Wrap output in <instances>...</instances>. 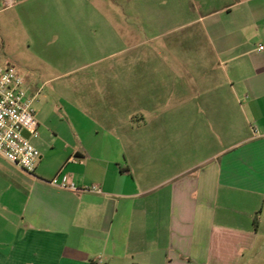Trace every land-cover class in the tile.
<instances>
[{
  "label": "crops",
  "instance_id": "crops-1",
  "mask_svg": "<svg viewBox=\"0 0 264 264\" xmlns=\"http://www.w3.org/2000/svg\"><path fill=\"white\" fill-rule=\"evenodd\" d=\"M96 3L3 54L41 156L0 155V264H264V0Z\"/></svg>",
  "mask_w": 264,
  "mask_h": 264
},
{
  "label": "built area",
  "instance_id": "built-area-1",
  "mask_svg": "<svg viewBox=\"0 0 264 264\" xmlns=\"http://www.w3.org/2000/svg\"><path fill=\"white\" fill-rule=\"evenodd\" d=\"M34 100L35 96L26 87L25 77L15 64L3 58L0 45V155L28 173L35 172L41 156L32 141L39 137ZM51 184L79 190L68 176H56ZM88 190L102 192L96 185Z\"/></svg>",
  "mask_w": 264,
  "mask_h": 264
},
{
  "label": "rangeland",
  "instance_id": "rangeland-1",
  "mask_svg": "<svg viewBox=\"0 0 264 264\" xmlns=\"http://www.w3.org/2000/svg\"><path fill=\"white\" fill-rule=\"evenodd\" d=\"M96 1L100 0H0V45L2 46V55L15 58L31 57L30 36L35 35L41 28V22L47 19H59L64 17H89L95 16L99 12ZM107 10L104 9V13ZM122 9H116V12ZM53 32V31H51ZM153 42H148L147 47L151 48ZM15 65L19 68V63ZM89 71V69L85 70ZM43 79L40 83L43 87L40 89V98L57 93L55 86L59 83L70 81L71 78L79 77L81 72L74 73L70 77H58L49 85H44V81L49 77H55L56 74L38 72ZM41 74V75H40ZM47 75L49 77H47ZM58 94V93H57Z\"/></svg>",
  "mask_w": 264,
  "mask_h": 264
}]
</instances>
